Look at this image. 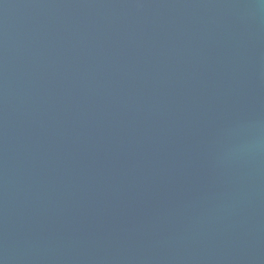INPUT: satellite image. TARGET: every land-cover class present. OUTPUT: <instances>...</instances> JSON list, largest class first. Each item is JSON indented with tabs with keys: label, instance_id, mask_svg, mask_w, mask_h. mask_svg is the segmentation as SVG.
<instances>
[{
	"label": "water",
	"instance_id": "1",
	"mask_svg": "<svg viewBox=\"0 0 264 264\" xmlns=\"http://www.w3.org/2000/svg\"><path fill=\"white\" fill-rule=\"evenodd\" d=\"M0 264H264V0H0Z\"/></svg>",
	"mask_w": 264,
	"mask_h": 264
}]
</instances>
